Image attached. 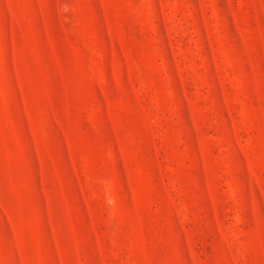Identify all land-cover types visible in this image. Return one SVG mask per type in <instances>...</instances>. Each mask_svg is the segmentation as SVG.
Listing matches in <instances>:
<instances>
[{
	"label": "rangeland",
	"instance_id": "obj_1",
	"mask_svg": "<svg viewBox=\"0 0 264 264\" xmlns=\"http://www.w3.org/2000/svg\"><path fill=\"white\" fill-rule=\"evenodd\" d=\"M0 264H264V0H0Z\"/></svg>",
	"mask_w": 264,
	"mask_h": 264
}]
</instances>
